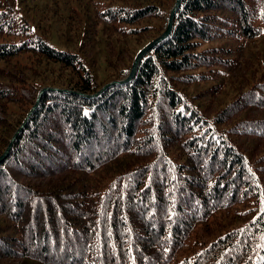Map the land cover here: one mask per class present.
I'll return each instance as SVG.
<instances>
[{"label":"trees","instance_id":"1","mask_svg":"<svg viewBox=\"0 0 264 264\" xmlns=\"http://www.w3.org/2000/svg\"><path fill=\"white\" fill-rule=\"evenodd\" d=\"M8 1L0 0V60L60 63L78 81L40 87L48 89L0 162V261L264 264V149L248 155L236 143L240 136L264 138V116L241 114L264 109V76L212 115L200 103L221 91L237 64L226 42L261 33L264 0H181L170 33L140 59L131 80L101 92L128 76L134 58L99 82L82 43L104 25L147 45L165 30L175 0H81L77 48L56 46L46 28ZM38 65L29 70L39 72ZM0 77L24 81L2 66ZM2 83L0 100L30 103ZM201 83L210 84L188 92ZM23 120L0 118V155ZM127 157L147 161L105 184L70 175ZM249 201L244 213L251 218L175 261L196 224Z\"/></svg>","mask_w":264,"mask_h":264},{"label":"rangeland","instance_id":"2","mask_svg":"<svg viewBox=\"0 0 264 264\" xmlns=\"http://www.w3.org/2000/svg\"><path fill=\"white\" fill-rule=\"evenodd\" d=\"M8 1V0H6ZM15 5L19 7V11L37 25L46 28L47 36L58 47L77 48L82 40L83 23L78 20L77 12L80 8L81 0H13ZM9 2V1H8ZM81 32V33H80ZM146 40L140 38H123L116 34L111 26L102 25L96 36L82 43L85 49L86 57L92 61L95 66V73L99 82L108 79V74L121 67H125L131 62L135 53L145 46ZM226 44L232 48L237 64L234 69L224 77L223 88L218 94L211 97L200 99L201 107L207 115H212L227 102H229L238 90H243L251 83L264 76V27L261 33L254 39L227 41ZM137 55V53H136ZM30 59L20 56L10 60H0V66L13 71L24 77L23 82L16 80L7 81L6 78L0 77L3 89L17 90L23 97V100L30 103L8 102L0 100V118L8 117L11 121L25 119V112L31 106V102L36 99L37 94L41 90L40 87L49 83L65 84L78 81V76L74 71L60 63L45 62L29 63ZM134 61V60H133ZM133 63V62H132ZM34 64L39 72L30 71ZM31 65V67H29ZM20 71V73H19ZM30 76H26L25 73ZM9 82L10 84H8ZM210 83H201L189 86L188 92L194 93L202 87L208 86ZM45 88V87H44ZM40 89V90H39ZM43 89V88H42ZM35 102V101H34ZM32 108V106H31ZM30 108V109H31ZM29 112V111H28ZM243 113L249 116H264V109H250ZM22 124V123H21ZM18 129V128H17ZM15 133V132H14ZM11 138V137H10ZM10 142V141H9ZM236 143L248 155L259 154L264 149V138L256 136H240ZM9 144V143H8ZM8 146V145H7ZM126 163L118 165L112 164L97 169L91 174H82L72 172V176H80L90 182V185L98 183L105 184L109 182L117 172L129 167L133 164L147 161L146 158L127 157ZM123 160V161H124ZM71 177V176H70ZM50 180H40L39 184L48 185ZM253 205L252 201L243 202L235 208L222 209L213 216L208 222L196 224L191 235L186 240L184 246L175 255V261L181 260L183 257L191 255L199 249L200 241H208L217 234L224 232L227 228L238 226L246 222L253 214H245V210ZM244 210V211H243ZM243 212V213H242ZM0 264H43L41 262L28 258H6L0 261Z\"/></svg>","mask_w":264,"mask_h":264},{"label":"water","instance_id":"3","mask_svg":"<svg viewBox=\"0 0 264 264\" xmlns=\"http://www.w3.org/2000/svg\"><path fill=\"white\" fill-rule=\"evenodd\" d=\"M180 1L181 0H175V4L174 6H172V10L170 11V14H169V18H168V23H167V26L165 28V30L163 31L162 34H160L158 37H156L154 40H152L151 42H149L147 45H145L138 53L137 55L135 56L134 58V61L132 63V66H131V70L128 74V76L123 79V80H119V81H112V82H109V83H106V85H104L100 90L99 92H101L105 87H107L108 85L112 84V83H123V82H126V81H129L131 80V78L133 77L135 71L136 70V67H137V64L138 62L140 61V59L148 52L150 51L154 44H157L159 41H161L162 39H164L165 37L168 36V34L170 33L169 31H171V28H172V21H173V16H174V13L176 11V9L179 7L180 5ZM48 89V87H45L43 89H41L39 91V93L37 94V97L32 106V108L29 110L28 114L26 115L25 119L23 120L22 124H20V126L18 127V129L15 131V133L13 134V136L11 137L10 139V142L8 144V146L6 147L5 150H3L4 152L0 155V162L4 160V158H6V156L8 155L9 153V149L11 148V145L15 139V137L17 136V134L19 133V131H21L22 127L24 126L23 124L26 123L28 117L30 116V114L32 113V111L36 108V106L38 105V102H39V99L41 97V94L46 90ZM65 91H69V92H73V93H76V94H82L81 92L79 91H76V90H69V89H66Z\"/></svg>","mask_w":264,"mask_h":264},{"label":"snow or ice","instance_id":"4","mask_svg":"<svg viewBox=\"0 0 264 264\" xmlns=\"http://www.w3.org/2000/svg\"><path fill=\"white\" fill-rule=\"evenodd\" d=\"M262 210H264V209H262Z\"/></svg>","mask_w":264,"mask_h":264}]
</instances>
